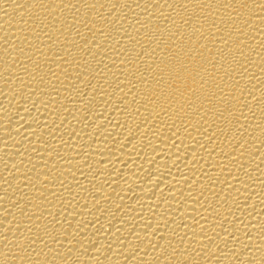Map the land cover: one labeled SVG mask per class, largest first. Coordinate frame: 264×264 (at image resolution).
I'll return each instance as SVG.
<instances>
[{"label": "bare ground", "instance_id": "6f19581e", "mask_svg": "<svg viewBox=\"0 0 264 264\" xmlns=\"http://www.w3.org/2000/svg\"><path fill=\"white\" fill-rule=\"evenodd\" d=\"M0 264H264V0H0Z\"/></svg>", "mask_w": 264, "mask_h": 264}]
</instances>
